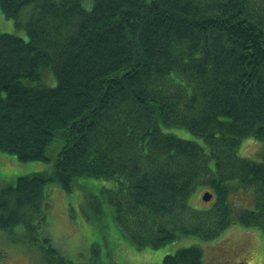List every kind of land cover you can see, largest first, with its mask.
Instances as JSON below:
<instances>
[{
    "label": "trees",
    "instance_id": "obj_1",
    "mask_svg": "<svg viewBox=\"0 0 264 264\" xmlns=\"http://www.w3.org/2000/svg\"><path fill=\"white\" fill-rule=\"evenodd\" d=\"M0 7L29 35L0 33V150L52 163L14 184L0 178V229L24 227L29 241L46 245L50 264H84L63 255L44 229L53 184L72 192L79 180L97 178L115 186L84 189L86 217L108 209L138 249L185 236L213 241L234 224L264 234V159L238 153L247 138L264 142V0ZM199 187L213 197L196 209L190 198ZM234 194L256 207L241 208ZM97 255L92 264H103ZM249 261L243 253L228 264ZM163 264H204L203 249L180 248Z\"/></svg>",
    "mask_w": 264,
    "mask_h": 264
},
{
    "label": "rangeland",
    "instance_id": "obj_2",
    "mask_svg": "<svg viewBox=\"0 0 264 264\" xmlns=\"http://www.w3.org/2000/svg\"><path fill=\"white\" fill-rule=\"evenodd\" d=\"M23 21L26 22L23 18ZM0 33H12L29 40L24 27H18L15 21L7 18L0 7ZM54 85V82H50ZM172 132L179 137L193 139L190 131L174 128ZM239 155L256 162L264 159V142L257 138H247L241 143ZM52 163L38 161H19L15 154L0 150V178L6 184H14L18 177L41 171H51ZM102 186L112 188L113 180L85 178L80 180L72 192L58 184L51 186L49 197L48 224L44 232L49 235L63 255L80 263L92 264L94 255L103 264H163L166 255L174 254L178 249L199 245L203 249L204 264H228L231 259L243 253H251L248 264H264V234L257 228L231 225L222 235L213 241H203L197 237L185 236L157 249L133 246L122 235L112 213L105 209L100 219L87 218L82 207L84 189L98 193ZM203 190L199 187L190 198L193 208H200ZM250 195V194H249ZM237 204H243L244 197L234 194ZM248 206L254 209V198L248 197ZM21 227V228H20ZM13 230L0 229V264H50L40 246L25 237L24 227ZM113 252L112 254H109ZM91 260V261H90Z\"/></svg>",
    "mask_w": 264,
    "mask_h": 264
},
{
    "label": "water",
    "instance_id": "obj_3",
    "mask_svg": "<svg viewBox=\"0 0 264 264\" xmlns=\"http://www.w3.org/2000/svg\"><path fill=\"white\" fill-rule=\"evenodd\" d=\"M205 200L209 201L212 198V194L209 192H206L203 197Z\"/></svg>",
    "mask_w": 264,
    "mask_h": 264
}]
</instances>
